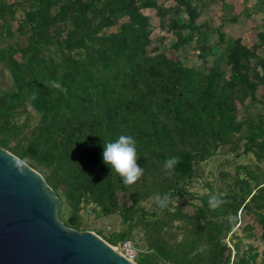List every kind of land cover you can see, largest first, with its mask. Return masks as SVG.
I'll return each mask as SVG.
<instances>
[{"label":"trees","instance_id":"obj_1","mask_svg":"<svg viewBox=\"0 0 264 264\" xmlns=\"http://www.w3.org/2000/svg\"><path fill=\"white\" fill-rule=\"evenodd\" d=\"M171 1L0 0V42H7L0 74L9 79L4 85L0 77V146L43 176L64 225L87 229L86 207L95 218L118 215L119 229L97 233L112 245L134 240L138 264H264L252 245L244 251L240 239L224 241L239 212L253 217L264 239V0H242L238 13L227 0ZM215 1L219 23L200 20ZM247 2L263 14L250 45L221 29L250 14ZM156 26L173 39L153 37ZM191 43L201 65L178 57ZM31 112L38 119L28 128ZM121 134L137 140L144 170L132 186L103 162L104 142ZM224 146L254 160L235 163L224 187L206 181L200 204L183 198L196 197L199 165ZM170 156L180 159L171 175ZM165 193L183 199L158 214L155 197ZM214 193L225 200L217 210L208 203Z\"/></svg>","mask_w":264,"mask_h":264},{"label":"water","instance_id":"obj_2","mask_svg":"<svg viewBox=\"0 0 264 264\" xmlns=\"http://www.w3.org/2000/svg\"><path fill=\"white\" fill-rule=\"evenodd\" d=\"M0 146V264H138L90 230L64 225L43 176ZM23 161V160H22Z\"/></svg>","mask_w":264,"mask_h":264},{"label":"rangeland","instance_id":"obj_3","mask_svg":"<svg viewBox=\"0 0 264 264\" xmlns=\"http://www.w3.org/2000/svg\"><path fill=\"white\" fill-rule=\"evenodd\" d=\"M161 1H163L165 5H169L172 3L171 0H161ZM227 1L233 5L232 8L233 13L234 12L238 13L244 7V2L242 0H227ZM247 4L249 6V13H250L249 15H245V14L241 15L240 21L238 23L224 22L221 29L224 31V33L227 36L231 35L234 37H241L242 41L246 45H250L254 43L257 39L255 35L256 29H254V26L260 22L263 14L260 12L259 13L254 12L251 6V2L250 3L247 2ZM148 11L151 12V10ZM221 12L222 9L220 8V3L215 1V3H212V5H210L208 8L203 10V13L202 15H200L199 19L200 20L204 19L206 22L213 23V25H216L219 23V17L221 15ZM151 21L154 24H157V17H155V15H151ZM159 31H160L159 27L156 26L155 28H153L152 36L155 37ZM162 34H166V32L165 31L159 32V35ZM166 35L167 37L173 39L170 33ZM94 41H95L94 39L87 40V42L91 44H93ZM6 43L7 42L2 41L0 42V45L5 46ZM193 43L180 47L178 50H176V52L178 54V57H180L181 59H184L186 57L188 59L187 62L188 64L195 63L198 66L201 65L202 61L195 55V53L197 52L193 49ZM170 53H174L173 50L166 51V54H170ZM15 57H19L18 53L15 54ZM210 60H212V57L206 59V62L209 63ZM0 77L4 85H7L9 83L7 71L2 72L0 74ZM24 118H25V114H21L17 118V120H23ZM37 119L38 117L36 116V114L34 112H31V116L28 119V123H29L28 128L33 127L36 124ZM237 134L239 133H236L235 136ZM253 160H254V156L251 153L247 155L237 156L233 154L231 151H229L227 149V146H224L223 148H219V150L216 152L214 156H212L210 159L206 160L205 162H202L199 165V176L196 178V183L193 184L192 187L190 188V191L195 192L196 197L184 196L183 198L188 199L192 203L200 204L201 202L198 196H201L204 192H207L209 190L204 185L206 181L210 180V184H215L216 186L221 185L222 187H224L226 185L225 184L226 176H224L223 174L226 173L233 174L235 163H246V162L248 163L249 161H253ZM153 198L154 197H151L145 203L147 209H150ZM183 198L182 197L173 198L172 200L173 207L178 206L182 202ZM122 199L124 198L122 197ZM88 208L90 207L82 208L80 210V214L82 215L84 221L86 220L85 226L87 229L85 230H90L98 234L97 230L101 229L103 231L102 235H105L107 231H113L119 229L122 226V222L120 221V217L118 215H113L103 218H95L93 213H88ZM192 209H194L192 206L190 205L186 206V210L188 212H190ZM174 224H178V221H175ZM245 224L252 225L253 227L252 234H248L249 233L248 230L241 229V227L244 226ZM233 231L234 232L232 234L230 232L224 238V241L227 242V245H232V243L237 239H240L239 240L240 247L244 251L247 250L248 245H252V247L255 248L258 252L256 261L259 262L261 254L264 252V239L261 236L260 225L253 221L252 216L250 215L246 216L239 212L237 222L233 227ZM181 233H182L181 229H178V234L180 235L179 238L181 237ZM102 235L99 236L102 237ZM139 235H141V233H139ZM130 242L133 244L134 240L131 239ZM142 245H143V249H146V245L144 244V241H142ZM135 249L137 252V248ZM234 254H235V249L233 248L231 250V256H234Z\"/></svg>","mask_w":264,"mask_h":264},{"label":"clouds","instance_id":"obj_4","mask_svg":"<svg viewBox=\"0 0 264 264\" xmlns=\"http://www.w3.org/2000/svg\"><path fill=\"white\" fill-rule=\"evenodd\" d=\"M49 86L67 94V89L63 88L62 85L55 80L50 81ZM102 157L104 164L108 165L112 172L117 174L126 186L136 184V182L143 176L144 170L137 163L139 159L137 152V140L132 135L121 134L115 141L104 142ZM179 163L180 159L178 157H168L164 161V170L166 174H174L175 168ZM13 165L21 173L23 172L24 161L14 160ZM171 202V193L157 195L155 197V211L158 214L162 213L164 210L169 208ZM208 203L210 209L217 210L222 207L225 200L220 194L214 193L209 197Z\"/></svg>","mask_w":264,"mask_h":264},{"label":"built area","instance_id":"obj_5","mask_svg":"<svg viewBox=\"0 0 264 264\" xmlns=\"http://www.w3.org/2000/svg\"><path fill=\"white\" fill-rule=\"evenodd\" d=\"M115 247V245H114ZM118 251L129 260L136 262V249L129 240L120 241L118 245Z\"/></svg>","mask_w":264,"mask_h":264}]
</instances>
